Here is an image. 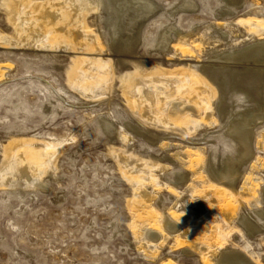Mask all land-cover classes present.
<instances>
[{
	"label": "rangeland",
	"instance_id": "obj_1",
	"mask_svg": "<svg viewBox=\"0 0 264 264\" xmlns=\"http://www.w3.org/2000/svg\"><path fill=\"white\" fill-rule=\"evenodd\" d=\"M107 1L0 0V264H221L227 251L264 264V121L252 128L253 154L230 190L217 176L239 149L232 119L217 109L219 91L212 88L211 109L187 107L198 122L212 113L213 123L190 133L148 121L154 101L158 112L156 91H137V79L201 74L215 41L223 49L264 40L248 26L264 22V0H195L197 13L173 17L182 0H147L157 9L128 58L113 42ZM40 5L51 36L38 44L19 19ZM226 21L224 41L217 33ZM170 25L179 34L170 53L160 52ZM173 44L189 51L176 55ZM93 69L100 82L90 79ZM228 103L232 114L248 107L238 95ZM245 216L253 236L240 223Z\"/></svg>",
	"mask_w": 264,
	"mask_h": 264
},
{
	"label": "bare ground",
	"instance_id": "obj_2",
	"mask_svg": "<svg viewBox=\"0 0 264 264\" xmlns=\"http://www.w3.org/2000/svg\"><path fill=\"white\" fill-rule=\"evenodd\" d=\"M225 1L230 6L236 4V0ZM107 2L111 5L110 7L112 8L111 11L113 14V16H111L114 17V28L112 32L113 42L118 46L121 56H134L136 53L135 50L140 43L142 25L145 19L156 11L157 6L149 3L147 0H109ZM198 8L199 6L195 0H182L169 11V14L173 17L178 13H197ZM43 14L44 8L42 5L36 9L33 8L31 12H27L23 8V13L19 19L21 20V28L24 29L27 26L24 30L25 34L30 36L32 40H36L38 44L49 40L51 36V25L46 23ZM81 15L82 14H79L77 18H80ZM231 25L232 24L227 23V21L226 23L219 24L218 26L220 28H218L220 31L217 33L218 37L220 36L221 39L227 41L229 36L228 28H231ZM248 26L252 30L264 32V22H250ZM172 32L179 34L177 28L171 25L163 30L158 42L160 52L168 51L170 53L173 39ZM250 39L251 38H249V40ZM255 41L256 42L253 43H247L243 47H237L238 44L236 46V44L228 42L223 49L220 48L219 42L215 41L213 45L216 52L214 51V55L212 57L210 56L207 64L202 66L201 74L189 70L187 76L137 79L138 94L141 93L142 89L139 87L142 84L145 87L154 88L156 92L159 89L161 90L157 94L155 92V96H157L155 99L158 101L156 102V105H158V112L152 110L155 104L154 101L147 111L149 113H146V117L149 116L147 120L153 121V123L158 122L163 127L172 128L175 131H185L186 133L196 130L202 123H207V125H209L212 122V113H208L203 122L191 119L190 114L188 115L185 113V111L188 110L187 107H190L191 103H196L203 107L207 105V108L211 109L209 106L211 97L213 96L212 88L219 91L220 101L217 109L224 120L227 121L232 119L233 129L231 128L230 137L239 149L238 161L232 162L234 161L232 160L231 162H227L228 166L226 172L222 173L220 177L217 176L219 184L230 190L234 189L235 182L240 174V167L244 164V161H246V157L249 156L250 158V154L252 153L250 142L253 131L252 128L264 121V40L259 39V41ZM179 43H181V41ZM173 49L176 50V55H178L181 50L183 52L189 51L177 45H174ZM123 64H129L143 75H147L150 72L148 66H145L144 63L140 61L131 63L130 61H123ZM91 75L90 79L97 82H100L104 78L102 73L95 69H93ZM95 87H90L88 89L89 93L95 89ZM173 88H176V93L172 97L168 95V92ZM233 95L241 96L248 105L247 109L245 111L243 110L244 112L232 114L233 108L228 102ZM165 114L175 119L179 118L180 120L179 122L172 123ZM105 129L109 136H114V128L111 124L105 122ZM204 151V148H198L196 153L198 156H203L205 154ZM196 166L200 169L201 164H197ZM203 168L206 167L203 166L202 169ZM204 173L205 172L202 171L200 174ZM153 181L155 182L156 178H154ZM259 214H262L260 216L264 218V212H260ZM251 221L245 216L243 220L241 219L240 223L245 230L253 236L257 230L254 229V223ZM256 227L258 228L259 226L257 225ZM147 234L148 232L146 236ZM233 252H224L221 264H250Z\"/></svg>",
	"mask_w": 264,
	"mask_h": 264
}]
</instances>
